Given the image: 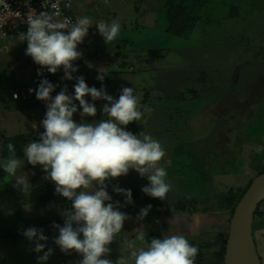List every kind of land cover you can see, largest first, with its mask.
I'll use <instances>...</instances> for the list:
<instances>
[{
    "label": "rangeland",
    "instance_id": "obj_1",
    "mask_svg": "<svg viewBox=\"0 0 264 264\" xmlns=\"http://www.w3.org/2000/svg\"><path fill=\"white\" fill-rule=\"evenodd\" d=\"M225 1L210 0L203 14L217 16L216 22L199 24L185 36L166 31L165 0L73 1L72 13L88 16L93 26L78 45L82 56L73 61V67L78 68L72 73L73 79H63L62 68L51 73L62 81L53 97L65 86L67 94L74 96L77 76H83L89 87L98 90L103 84L114 99L119 98L122 88L132 87L141 97L143 115L127 130L151 135L160 142L166 151L160 164L172 185L167 199L161 201L142 191L149 182L147 176L141 178L135 170L108 182L106 190L110 196L114 186L138 189L143 196L127 205L125 198L112 200L124 205L118 210L130 217L109 246L111 253L106 258L114 262L124 255L129 257V264H134L131 252L146 247L137 240L138 232L148 235L159 229L162 237L184 235L197 246L195 264H216L219 256L215 239L221 228L227 232L230 218L227 211L206 210L208 204L215 202L212 194L229 188L244 190L259 171H264V4L257 7L249 2L246 9L240 5L239 19L227 16L225 5L231 1ZM101 20H116L121 25L118 37L110 45L105 44L95 25ZM155 51H161V56L149 57ZM25 52L16 32L0 40V163L5 161L1 157L5 139L44 131L40 122L47 102L34 98L22 103L9 95L13 86L27 85L32 75V61L23 57ZM18 64L23 70L17 71ZM101 72L105 75L103 82L97 80ZM194 93L198 94L193 96ZM85 99L95 104L97 114L84 117V122L108 119L102 112L107 101H92L90 96ZM74 103L78 112L73 119L80 123L82 109L78 101ZM20 159H24L23 154ZM22 175L28 177L31 186L32 180L36 185L52 182L44 179L46 174L39 165L33 168L25 162L17 171V176ZM1 183L15 184V178H6L3 168ZM149 204L152 208L148 215L137 224L136 217ZM263 204L264 201L259 209ZM70 207L71 201L60 195L46 204L22 207L23 232L30 227L42 229L49 238L45 251L52 248L53 254L44 264H79L82 259L75 252L62 253L53 243L59 231L52 225L63 227L60 212ZM220 222L223 227L215 225ZM131 228L137 231L133 233L135 237L125 239L123 234ZM257 231L253 224L255 242ZM4 232L5 226L0 225V264H39L37 257L43 252L32 251L34 244L23 235L12 240L4 237Z\"/></svg>",
    "mask_w": 264,
    "mask_h": 264
},
{
    "label": "clouds",
    "instance_id": "obj_2",
    "mask_svg": "<svg viewBox=\"0 0 264 264\" xmlns=\"http://www.w3.org/2000/svg\"><path fill=\"white\" fill-rule=\"evenodd\" d=\"M53 12L41 11L37 14L29 6L26 16L27 31L18 34L19 41H27L26 55L35 64L47 68L56 74L59 69L64 70L63 79L72 80V73L78 71L73 67V61L81 58L78 45L88 35L93 21L88 16H82L72 22L70 18L62 21L57 18L61 12L56 5ZM99 34L104 37L105 44L110 45L118 37L121 25L113 20L110 23L103 20L96 22ZM105 75L101 72L97 80L103 82ZM57 85L47 79L41 80L35 91L36 99L47 102V111L40 127L39 140L27 144L21 160L12 143L7 144L8 157L0 163L6 173V178H15L14 188L27 194L31 191V184L27 176H17V171L25 162L35 168L39 165L45 180L55 184V194L71 201V207L60 212L64 218L63 227L53 223L59 235L53 238V243L59 246L66 255L75 252L82 259L79 264H129V257L121 255L114 262L106 258L111 253L109 247L117 234L124 228L126 220L130 219L124 212L119 201L115 204L106 190L108 182L125 176L130 170H135L140 177L147 176L149 186L142 191L152 198L161 201L167 199L172 185L166 180L167 172L160 162L166 151L160 142L151 135L134 134L127 130L132 122L141 120V97L135 94L132 87H124L118 99L107 94L102 87H89L83 76L76 77L74 96L67 94V87L54 97ZM10 92V91H9ZM105 100L102 112L108 119L98 122H84V117H95L97 108L89 103ZM14 98H18L14 94ZM79 112L81 122L74 121L73 116ZM23 103V102H22ZM28 103V102H27ZM35 128L36 125H33ZM113 191L125 198V205L131 204L132 192L114 186ZM152 208L149 204L141 209L137 220H143ZM34 248L39 264H44L53 254V249L45 251L46 241L49 239L43 230L28 228L22 233ZM137 240L145 242L146 247H140L131 252L134 264H195L199 253L197 246L191 244L184 235L174 234L162 238H152L146 241L145 233L139 232Z\"/></svg>",
    "mask_w": 264,
    "mask_h": 264
},
{
    "label": "trees",
    "instance_id": "obj_3",
    "mask_svg": "<svg viewBox=\"0 0 264 264\" xmlns=\"http://www.w3.org/2000/svg\"><path fill=\"white\" fill-rule=\"evenodd\" d=\"M228 1V0H227ZM225 1L224 3H226ZM231 4L225 5L227 7V16L229 18H239L240 15L237 12L240 5L245 9L249 2H253L257 7L264 4V0H230ZM236 2V3H235ZM210 0H165L166 17L168 21V33L176 36H185L192 32L195 27L199 24H212L216 22L217 16L212 17L209 12L203 14V11L209 5ZM205 15V16H204ZM204 21H203V20ZM240 19V18H239ZM171 26V28L169 27ZM161 56V51L152 52L149 55ZM31 61L32 58L30 59ZM149 60V59H148ZM150 61V60H149ZM23 69L18 68L17 71ZM18 76V75H17ZM234 78V77H233ZM198 94V93H197ZM194 93L193 96L197 95ZM39 140V132H31L28 135L19 134L9 139H5L2 149V159L6 160L9 153L7 150V144L12 143L15 147L17 156L20 158L23 154L24 147L27 143ZM264 171H259L258 174ZM250 184V183H249ZM248 187V186H247ZM246 187V188H247ZM245 188V189H246ZM244 190H233L229 188L227 191L213 193L215 202L208 204L206 210H224L229 213L231 217L234 207L241 198ZM129 190V189H126ZM132 200L136 197L139 200L143 199L141 192L138 189H131ZM57 194L51 183L36 185L32 180L31 191L27 194L20 192L15 189L11 183H1L0 185V225L5 226L4 237L12 240H17L22 237L23 227L21 224L22 220V207L26 204H46L53 200ZM112 198H124L122 195H118L115 192L111 194ZM121 198V199H122ZM260 206V205H259ZM186 208V207H182ZM259 207L255 212V216L259 214ZM254 216V218H255ZM56 234V233H55ZM146 241L150 242L152 238H162L159 229L150 232L145 236ZM227 238V232L219 231L217 233L215 243L218 246L219 261L216 264H223V255L225 252V243ZM145 244V242H142ZM215 245V244H214ZM216 250L214 251L216 253ZM215 256V255H214ZM197 263V261H196Z\"/></svg>",
    "mask_w": 264,
    "mask_h": 264
},
{
    "label": "built area",
    "instance_id": "obj_4",
    "mask_svg": "<svg viewBox=\"0 0 264 264\" xmlns=\"http://www.w3.org/2000/svg\"><path fill=\"white\" fill-rule=\"evenodd\" d=\"M74 0H0V40L6 35L16 32L18 34L27 31L26 16L29 11V6L34 8L39 14L41 11L53 12L55 9L52 5L61 12L58 20L70 18L73 23L79 18L72 13V4ZM24 48H27V41H22ZM26 53V52H25ZM26 55V54H25ZM27 56V55H26ZM31 58L30 56H27ZM47 79L49 82L57 85L55 90L62 87V81L58 77L52 75L33 61V71L27 85H21L10 89V97L12 100L23 103L30 102L36 98L35 91L29 92V89H37L41 80ZM14 94L18 98H14Z\"/></svg>",
    "mask_w": 264,
    "mask_h": 264
},
{
    "label": "water",
    "instance_id": "obj_5",
    "mask_svg": "<svg viewBox=\"0 0 264 264\" xmlns=\"http://www.w3.org/2000/svg\"><path fill=\"white\" fill-rule=\"evenodd\" d=\"M5 49V48H4ZM264 201V172L255 176L234 207L230 217L223 264H262L253 236L257 208Z\"/></svg>",
    "mask_w": 264,
    "mask_h": 264
},
{
    "label": "crops",
    "instance_id": "obj_6",
    "mask_svg": "<svg viewBox=\"0 0 264 264\" xmlns=\"http://www.w3.org/2000/svg\"><path fill=\"white\" fill-rule=\"evenodd\" d=\"M5 47L2 48V50H6V48L4 49ZM23 57L27 60L28 62V59H31L29 57H27L25 55V53L23 54ZM32 65H33V61H32ZM19 68V64L17 65V69ZM33 71V70H32ZM31 77V76H30ZM30 80V78H29ZM21 86V85H20ZM14 87H17V86H13ZM9 95H10V92H9ZM33 124L36 125V121L33 120ZM54 184V182H51V184ZM184 209V208H183ZM189 211V210H188ZM219 211H224V210H219ZM259 214L256 216V219L253 221V224H256V231H257V236H256V242L257 243V251H259V256L261 258V262L264 261V204L260 207L259 209ZM202 212V211H201ZM226 212V211H225ZM136 223L138 224V220H136ZM221 224L220 223H215V225L219 226ZM137 226V225H136ZM220 227V226H219ZM221 227H223V225L221 224ZM156 230V229H155ZM154 231V230H153ZM222 231V228L221 230ZM134 232H137L135 231L133 228H131V230H128V232H126L124 235L125 239L128 237V238H131V237H135V234H133ZM161 232V231H160ZM139 233V232H138ZM59 233H56L55 236H58ZM128 235V236H126ZM147 235V234H146ZM145 235V236H146ZM162 235V233H161ZM137 236V235H136ZM143 244V243H142ZM57 248H59V246L56 245ZM74 262L77 263V259H76V256L74 257Z\"/></svg>",
    "mask_w": 264,
    "mask_h": 264
},
{
    "label": "bare ground",
    "instance_id": "obj_7",
    "mask_svg": "<svg viewBox=\"0 0 264 264\" xmlns=\"http://www.w3.org/2000/svg\"><path fill=\"white\" fill-rule=\"evenodd\" d=\"M236 260L239 261V259H237V255H235V257H234V264H237V263H236Z\"/></svg>",
    "mask_w": 264,
    "mask_h": 264
}]
</instances>
